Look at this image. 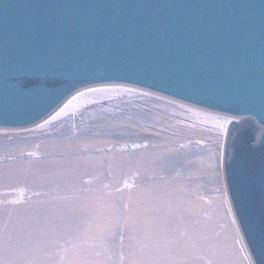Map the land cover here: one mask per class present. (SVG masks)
<instances>
[{
    "label": "rangeland",
    "instance_id": "1",
    "mask_svg": "<svg viewBox=\"0 0 264 264\" xmlns=\"http://www.w3.org/2000/svg\"><path fill=\"white\" fill-rule=\"evenodd\" d=\"M118 89L132 93L0 130V264H252L223 179L226 120Z\"/></svg>",
    "mask_w": 264,
    "mask_h": 264
},
{
    "label": "water",
    "instance_id": "2",
    "mask_svg": "<svg viewBox=\"0 0 264 264\" xmlns=\"http://www.w3.org/2000/svg\"><path fill=\"white\" fill-rule=\"evenodd\" d=\"M103 86L230 118L228 203L264 264V0H0V130Z\"/></svg>",
    "mask_w": 264,
    "mask_h": 264
},
{
    "label": "bare ground",
    "instance_id": "3",
    "mask_svg": "<svg viewBox=\"0 0 264 264\" xmlns=\"http://www.w3.org/2000/svg\"><path fill=\"white\" fill-rule=\"evenodd\" d=\"M115 87V88H114ZM120 87L117 86H103V87H95V88H90L84 90L86 92L76 96L71 103L64 109H62V107L71 99H69L61 108H59L54 114H52L48 119H46L45 121L41 122L40 124L36 125L35 127H42V125H46L47 123H49L50 121H54L56 119H59L61 117H65V116H70L71 114L77 113L82 107H84L86 104L89 103H93L96 101H103L106 99H110L112 97H117L119 94H123V93H132L130 91H126V90H121L118 89ZM123 89H129L127 87H121ZM133 89V88H132ZM83 92V91H82ZM226 120V127L229 125L230 123V118L228 117H223ZM41 125V126H39ZM34 128V127H33Z\"/></svg>",
    "mask_w": 264,
    "mask_h": 264
}]
</instances>
